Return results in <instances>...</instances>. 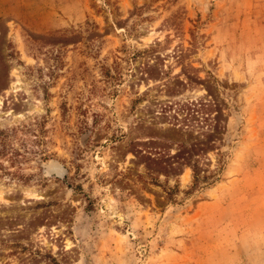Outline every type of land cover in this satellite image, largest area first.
<instances>
[{
	"label": "rangeland",
	"instance_id": "obj_1",
	"mask_svg": "<svg viewBox=\"0 0 264 264\" xmlns=\"http://www.w3.org/2000/svg\"><path fill=\"white\" fill-rule=\"evenodd\" d=\"M0 264H264V0H0Z\"/></svg>",
	"mask_w": 264,
	"mask_h": 264
}]
</instances>
